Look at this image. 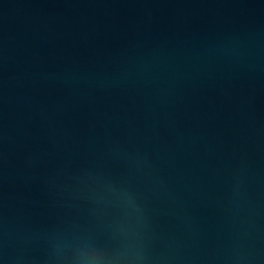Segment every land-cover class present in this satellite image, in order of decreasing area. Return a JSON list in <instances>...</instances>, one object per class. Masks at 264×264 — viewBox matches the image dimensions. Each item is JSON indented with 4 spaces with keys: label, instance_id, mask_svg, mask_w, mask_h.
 Returning <instances> with one entry per match:
<instances>
[{
    "label": "water",
    "instance_id": "95a60500",
    "mask_svg": "<svg viewBox=\"0 0 264 264\" xmlns=\"http://www.w3.org/2000/svg\"><path fill=\"white\" fill-rule=\"evenodd\" d=\"M5 264H264V0H0Z\"/></svg>",
    "mask_w": 264,
    "mask_h": 264
},
{
    "label": "clouds",
    "instance_id": "9594fccd",
    "mask_svg": "<svg viewBox=\"0 0 264 264\" xmlns=\"http://www.w3.org/2000/svg\"><path fill=\"white\" fill-rule=\"evenodd\" d=\"M0 264H5V261L0 259ZM88 264H94V262H88Z\"/></svg>",
    "mask_w": 264,
    "mask_h": 264
}]
</instances>
